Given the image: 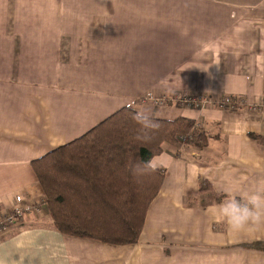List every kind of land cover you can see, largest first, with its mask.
Listing matches in <instances>:
<instances>
[{
	"label": "crops",
	"instance_id": "0c3cea01",
	"mask_svg": "<svg viewBox=\"0 0 264 264\" xmlns=\"http://www.w3.org/2000/svg\"><path fill=\"white\" fill-rule=\"evenodd\" d=\"M192 96L198 108L178 104ZM220 96L233 107L214 108ZM124 107L199 119L205 136L152 160L165 176L138 241L29 215L0 236V264H264L263 249H230L264 245V224L231 232L222 202L187 205L204 180L225 199L264 186V0H0V215L39 204L33 161Z\"/></svg>",
	"mask_w": 264,
	"mask_h": 264
},
{
	"label": "trees",
	"instance_id": "16d2710c",
	"mask_svg": "<svg viewBox=\"0 0 264 264\" xmlns=\"http://www.w3.org/2000/svg\"><path fill=\"white\" fill-rule=\"evenodd\" d=\"M136 112L124 107L32 162L45 215L59 234L112 246L135 244L165 175L155 168L150 174L133 176L132 166L152 161L164 147L204 148L203 132H191L195 121L184 117L152 118L160 125L152 139L136 140L140 128L132 118ZM198 193L203 198L219 197L205 180L199 183Z\"/></svg>",
	"mask_w": 264,
	"mask_h": 264
},
{
	"label": "clouds",
	"instance_id": "9594fccd",
	"mask_svg": "<svg viewBox=\"0 0 264 264\" xmlns=\"http://www.w3.org/2000/svg\"><path fill=\"white\" fill-rule=\"evenodd\" d=\"M132 118L140 126L135 137L138 141H150L160 127L144 110L137 111ZM155 168L152 161L138 162L132 166L131 171L133 176H142L155 171ZM216 211L231 232L246 231L251 226L264 224V186L251 191H228L227 198Z\"/></svg>",
	"mask_w": 264,
	"mask_h": 264
},
{
	"label": "rangeland",
	"instance_id": "374dc122",
	"mask_svg": "<svg viewBox=\"0 0 264 264\" xmlns=\"http://www.w3.org/2000/svg\"><path fill=\"white\" fill-rule=\"evenodd\" d=\"M231 1V0H230ZM261 1H263V0H244V2H248V4H254V3H258V2H261ZM42 83H44V82H42ZM38 95H45V93H40V92H38L37 93ZM196 96H192V98H195ZM224 97H228V96H220L217 100H216V102H215V104L213 105L214 106V108H216V109H226L225 107H221V103H222V100H223V98ZM189 98V97H188ZM230 99H232V101H233V98H231V97H229ZM196 99H198L199 100V98H196ZM165 102H166V100H165ZM199 102H201V100L199 101ZM234 102V101H233ZM179 105L181 104V103H178ZM196 124H199V125H197L196 126ZM203 132V129H202V124L200 123V121H199V119H196V121H195V126H194V128H193V131H191V132H194V133H200V132ZM195 137V136H194ZM164 148H166V147H164ZM186 150H187V152H190V151H192V152H199V151H197V149H195L193 146H189L188 145V147L186 148ZM196 155L194 154L193 155V157H195ZM192 158V157H191ZM216 194H218V193H216ZM219 195V197H215V196H210L209 194H207V198H203V196H201V197H199V198H196V199H194V200H188V203H187V205H189V206H196V204L198 203V202H200V204H199V206H206V205H211V203L212 204H215V203H221V202H223L224 200H225V197L224 196H222L221 194H218ZM41 201H42V199L40 200V202H39V204L36 206V209L34 210V211H32L30 214H28L27 216H29V215H34V216H37V217H42L41 218V220L40 221H34V222H36V223H33L34 225H43L42 223H40V222H42V220H48L47 219V215L45 216V214L43 213L44 212V210H42L43 208H45V206H44V204H42L41 203ZM24 217H26V216H24ZM23 217V218H24ZM23 218H21L20 220H22ZM20 220L18 221V222H20ZM16 225V224H15ZM14 226V225H13ZM218 227V226H217ZM224 228V227H223ZM260 245H263V244H260V243H257V244H249L248 246H245V247H241V244H236V245H233V246H231L230 247V249L232 250H236V249H241V250H253V249H255V246H260ZM264 246V245H263ZM264 250V249H263Z\"/></svg>",
	"mask_w": 264,
	"mask_h": 264
},
{
	"label": "built area",
	"instance_id": "2783aa9c",
	"mask_svg": "<svg viewBox=\"0 0 264 264\" xmlns=\"http://www.w3.org/2000/svg\"><path fill=\"white\" fill-rule=\"evenodd\" d=\"M156 105H163L165 100H157L154 102ZM180 103V102H179ZM181 104L187 108H198L200 102L196 98H185L181 100ZM221 107L231 108L233 107V101L229 97H224L221 103ZM199 124H196V126ZM36 207L31 208H23V207H15L11 212H5L0 215V236L6 234L8 229L15 225L21 218L27 216L32 211H34Z\"/></svg>",
	"mask_w": 264,
	"mask_h": 264
}]
</instances>
